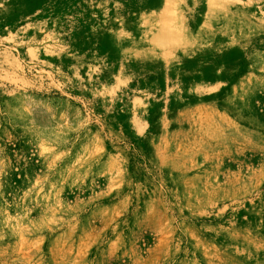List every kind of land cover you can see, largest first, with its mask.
Segmentation results:
<instances>
[{
    "label": "rangeland",
    "instance_id": "obj_1",
    "mask_svg": "<svg viewBox=\"0 0 264 264\" xmlns=\"http://www.w3.org/2000/svg\"><path fill=\"white\" fill-rule=\"evenodd\" d=\"M0 264H264V0H0Z\"/></svg>",
    "mask_w": 264,
    "mask_h": 264
}]
</instances>
